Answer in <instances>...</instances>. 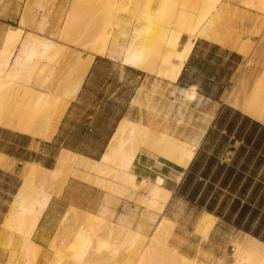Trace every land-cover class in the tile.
Masks as SVG:
<instances>
[{
	"label": "bare ground",
	"instance_id": "bare-ground-1",
	"mask_svg": "<svg viewBox=\"0 0 264 264\" xmlns=\"http://www.w3.org/2000/svg\"><path fill=\"white\" fill-rule=\"evenodd\" d=\"M74 1L77 3L80 0ZM110 1L116 10L125 7L121 0ZM151 1H136L137 5L143 8L133 14L136 23L129 31L127 41V19L124 17L120 20L121 26L111 35H107L104 29H97L95 35L93 32L91 36L95 38L91 42V49L100 54L106 53L120 60L122 64L147 71L173 84L190 51L193 38L202 36L230 44L228 30L234 29L233 13L226 6H220L219 0H158L154 9L149 8ZM242 2L264 17V0ZM76 16L77 13H74L67 24H71ZM154 16L156 24L153 23ZM40 20L43 21V16ZM22 31L21 27L7 26L1 35L0 97L4 95L14 102V111L17 113L11 116L0 114V126L49 140L66 105L79 89L90 58L82 59L76 52L66 57L69 59L66 72L63 77L56 79L54 83L51 82L52 88L42 90L50 77V71L36 83L35 88H13L20 76L34 69L40 74L65 49L61 42L31 31L21 35ZM254 32L255 28L252 33ZM61 34L65 37L67 35L66 32ZM183 34L186 39L180 41ZM119 36L124 39L121 40ZM231 44L234 45L233 42ZM239 50L244 52L245 48L241 46ZM244 66L245 69L240 71L227 90L225 101L264 126V58L245 59ZM181 91L188 99L196 95L193 85ZM137 102L138 94L131 103L134 105ZM168 105H171V102ZM170 129L169 125L165 124L158 133L150 132L148 127L133 120L126 111L113 127L99 157L92 158L61 148L51 168L35 161L24 162L21 185L1 221L9 237L13 232L18 234L19 264H50L52 251H57L53 264H89L90 261L94 264H119L125 255L119 254L117 257L115 254L117 240L121 241L125 251L134 246L138 248L136 256L129 264L187 263L189 258L179 255L167 246L160 236L163 228L173 220L163 216V219L160 218L155 224L153 233L147 236L138 223L130 225L120 217L112 219L111 211L107 208L111 193L124 194L128 188L140 186L143 190L140 203L147 207L146 209H153L155 214L163 213L171 189L163 184L164 172L160 170L150 175L140 166L142 161L139 157L142 151L149 158L158 155L167 158L180 166L179 174H182L205 132L204 127H199L198 131L185 141L173 136ZM145 135L151 137L147 147L138 148L135 139ZM4 160L5 155L0 152V165ZM143 164L149 166L150 162ZM68 173L102 187L105 190L102 204L97 214H93L71 202L68 203L69 205L57 215L54 237L46 238L47 242L40 244L32 239V234L49 200L59 194ZM215 219L213 212L203 209L196 219L195 226L206 236ZM92 222L94 227L87 229V224ZM97 230L106 235H101ZM113 234L117 240L108 237ZM161 240L162 244L159 243ZM66 242L77 243L79 249L76 254H68L65 257L60 249ZM232 250L230 264H264V240L255 235L245 233L242 238H233Z\"/></svg>",
	"mask_w": 264,
	"mask_h": 264
},
{
	"label": "crops",
	"instance_id": "crops-1",
	"mask_svg": "<svg viewBox=\"0 0 264 264\" xmlns=\"http://www.w3.org/2000/svg\"><path fill=\"white\" fill-rule=\"evenodd\" d=\"M1 1L5 0H0V9ZM157 2L158 0H152L149 8L154 9ZM134 4L130 6L129 0H126V41L129 39V31L136 23L133 14L143 8L137 3ZM13 6L12 17L16 26L22 28L21 35L31 31L65 45L59 59L53 60L43 71L46 74L51 72L49 80L51 79L52 83L65 74L69 62L66 57L69 55L76 52L82 59L90 58V63L84 72L78 91L66 105L49 140L0 126V152L5 155V160L0 165V221L21 185L24 162L35 161L44 167L51 168L61 148L97 158L102 153L116 122L126 111L135 119L141 118L144 123L149 122L153 127L158 125V128H161L165 121H162V114L159 112L162 105L160 102L167 100L172 102L174 108L182 107L180 97L187 100V109L184 112L186 113L185 118H190L183 131L184 136L180 139L189 138L198 131L199 127L205 128L188 166L182 174H179V165L159 155L149 158L142 151L139 157L142 161L140 166L147 169L150 175L160 170L164 172L163 184L171 189V195L165 208L173 199H179L185 208L191 204L197 207L199 205L196 201L202 192L207 193V191L214 190L210 187L214 184V179L229 176V173L224 175L220 174V171L223 167L231 170L233 165L230 164V160H234L235 146H237L234 143H238L239 146L240 144L246 145L243 143L246 129L241 133L240 138H236L235 135L239 134L238 127L242 118L249 117L231 107L225 101V95L240 73L241 70L238 69L244 59L264 57V17L262 18L258 11L248 6L246 7L249 9L242 10L239 6L238 8L231 6L230 3H227V6L224 5L233 13L232 24L235 23L234 29L228 30V43L230 44L219 43L202 36L193 38L192 46L176 81L167 85L164 79L152 73L122 64L120 60L106 53L100 54L91 49V42L95 38L91 34L94 32L95 35L100 21L101 5L96 0L93 2L89 0L88 5L85 0L77 3L74 0H42V2L41 0H23L15 2ZM136 6L139 7L135 8ZM71 12L77 13L79 28L85 27L88 30V41H84V44H89L88 49L60 39L64 24L68 23L67 19L72 17L69 15ZM253 12L256 15H253ZM41 16H43L42 22H40ZM156 21L154 16L153 23L156 24ZM254 28L255 32L252 33ZM257 33H262V37L258 38ZM247 37L250 39H248L249 42L246 41ZM183 39H186L185 34L181 35L180 41H184ZM251 40H255L257 45L253 52L252 50L248 52L247 47ZM232 42L234 45L231 44ZM241 46L245 48L244 52L239 50ZM66 49L69 50L68 55L60 59ZM190 85H193L196 90V95L192 99L186 98L181 91ZM138 92L142 95V102L140 105H133L131 102ZM166 94L168 98L164 97ZM227 110L231 111L229 116L226 114ZM172 111L165 124L181 129V124L178 125L175 122ZM228 125L231 126L229 132L226 130ZM215 129L219 132V137H222L223 149L227 151L226 155L222 153L215 155L207 151L206 145ZM261 155L264 157V153ZM260 159L262 160V157ZM144 162H150V165H144ZM82 182L69 177L61 194L49 200L33 233L39 234L40 241L50 238L54 232L58 204L65 201L62 206L64 209L69 205L68 203L73 204L69 199L79 200L77 192L82 190L85 184ZM219 188L222 187L219 186ZM207 202L208 199L204 201V205ZM94 206L97 207V204L95 203ZM217 206L218 203L214 205V208ZM107 208L111 211L112 218L120 217L122 221L130 225L138 223L142 230L150 223L147 211L145 212L142 205L135 207L129 200L124 203V198H110ZM260 235L264 236V229H261Z\"/></svg>",
	"mask_w": 264,
	"mask_h": 264
},
{
	"label": "rangeland",
	"instance_id": "rangeland-1",
	"mask_svg": "<svg viewBox=\"0 0 264 264\" xmlns=\"http://www.w3.org/2000/svg\"><path fill=\"white\" fill-rule=\"evenodd\" d=\"M17 1L23 0H5L1 1V9H0V44L2 42V34L7 26H16L12 14L14 13V6L13 4ZM93 2V0H91ZM125 3V7L122 9H114V6L111 4L110 0H96V2L100 3V21H99V31L100 29H104L105 32L107 31V35H111L114 33L118 28L121 26V21L125 17V8H126V0H121ZM137 0H129L130 6L132 3L136 2ZM85 2L89 3V0H85ZM26 3V2H25ZM227 3H230L231 6L239 9H249L246 5L243 4L242 0H219L220 6H227ZM249 7V6H248ZM252 8V7H251ZM76 12V9H75ZM109 12V14H108ZM70 16L73 15V12L69 14ZM253 15H256L253 12ZM69 16V17H70ZM68 21L70 19H67ZM63 32H66V37L61 34L62 37L60 39L67 43H72L75 45H81L84 48H88V43L84 44V41H88V30L85 27L79 28L77 24L76 17L73 19L71 24H64ZM258 38L262 37V33H257ZM121 37V36H119ZM257 38V37H256ZM124 37H121V40ZM249 37L246 38V41L249 42ZM256 41L251 40L250 45L247 47V51L252 52L256 48ZM68 49L63 54L60 59H64L68 55ZM246 51V52H247ZM62 55V53H61ZM60 55V56H61ZM59 56V57H60ZM59 57L57 59H59ZM264 58V57H262ZM261 58V59H262ZM250 59V58H249ZM245 59L239 66V71L245 69L244 66ZM43 71L38 74L35 72V69L27 74H23L18 78L13 85V88L21 89L26 87H36V83H38L41 78L45 75ZM52 80L48 79V81L43 85L42 90H46L47 88H51ZM169 83H167L168 85ZM233 83H231L230 87ZM229 87V88H230ZM139 95V102L135 103L134 105L141 104V97L142 95L140 92L137 93ZM167 97V94L164 96ZM171 101L160 102L162 103L161 107L159 108V112L162 114V121L169 119V114L172 111L173 118L175 122L181 124V129L172 127L170 131L172 132L173 136L177 138H181L184 136L183 131L185 130V125L189 123L190 118H185L184 110L187 109V100L184 97H180V102L182 107L174 108L171 105H168ZM14 102H11L10 99L6 98L4 95L0 97V114L5 115H13L16 114L17 111H14L13 107ZM194 104V103H192ZM231 113L230 110H227L226 114L229 116ZM190 114V112L188 113ZM131 118L139 123H142L144 126L148 127L150 132L158 133L163 127L158 128L153 127L149 122H143L141 118L135 119L131 115ZM185 119V120H184ZM250 119V118H249ZM58 124V123H57ZM259 125H261L259 123ZM57 126V125H56ZM263 126V125H261ZM56 129V128H55ZM194 134V133H193ZM188 137H186L185 141ZM149 139L151 137L144 136L138 137L135 139V143L137 144L138 148H145L147 147V143H149ZM223 141L222 137H219V132L215 129L212 138L206 145L207 151L209 150L215 155L224 154L226 155V149H223ZM236 151L234 154V160H230L231 170H227V167H223L220 171V174L229 173V176L226 178L224 182H222V178L215 179L214 184L210 185L213 191H207V193L202 192L204 194V201L208 199L209 201H213V206L218 203V206L213 209L214 215H216V221L212 229L206 236H203L202 232L197 229L195 226L196 219L203 207L197 206L195 207L193 204L187 206L186 208L183 207V204L179 201V199H173L167 207L164 209L163 213L155 214L156 212L153 209H146L140 200L142 198V189L140 186L136 188H128L124 194L121 193H111L110 198H124V203L126 200H129L135 207L143 206L145 212L147 211L148 220L150 223L146 225V228L143 229L144 234L149 236L153 233L154 226L159 220L163 219V216L170 218L173 220L170 224L166 225L163 230L161 231V239H163L164 243L173 248L179 255L186 256L189 258L187 263L185 264H230L231 262V253L232 250V239L233 238H242L245 233L252 234L250 232L244 231L241 227L237 226L235 221H237V216L239 211H242L240 216V222L244 223L247 222L248 219L251 217V221L249 223V228L251 231H255L258 229L259 233L261 229H264V157L261 153H264V141L261 142L260 147L255 148L252 143L242 146L239 148L238 143H234ZM242 145V144H240ZM141 152V151H140ZM139 155V152H137ZM262 157V160L260 159ZM167 159V158H165ZM230 166V165H228ZM149 168V167H148ZM147 170V169H146ZM69 177L76 178L80 181L85 182L82 187L81 191L77 192V196L79 200L76 199H69L72 200L73 204L83 208L87 211H90L93 214H97L98 209L102 204V198L104 196L105 190L95 184L92 181L85 180L77 175H73L72 173H68L65 181L59 191V196L63 190V187ZM82 182V183H83ZM37 185V182L35 183ZM222 187V188H219ZM89 189H85V188ZM209 187V188H210ZM76 194V193H75ZM94 200V201H93ZM65 201L60 202L57 206L58 214L63 210V204ZM97 204V207L94 204ZM96 209V211H95ZM252 215V216H251ZM157 217V218H156ZM161 218V219H160ZM113 219V218H112ZM2 221V220H1ZM0 221V264H19V243H18V234L13 232L11 237H9L6 228L1 224ZM155 221V222H154ZM153 225V227H152ZM260 226V227H259ZM87 229L90 227H94V223L87 224ZM56 228V227H55ZM91 229V228H90ZM84 230V229H83ZM100 232L101 235H106V233L97 230ZM55 232V229H54ZM54 232L51 237H54ZM163 232V233H162ZM84 233V232H83ZM39 234H32V239L38 243H42L43 245L47 242L45 239L40 241L38 236ZM83 235V234H82ZM253 235V234H252ZM256 236V235H255ZM71 237V235H69ZM108 237L112 240H117L115 234L108 235ZM258 237V236H257ZM260 238V237H258ZM58 239V238H57ZM261 239V238H260ZM264 240V239H262ZM163 241H159L160 244ZM162 242V243H161ZM68 243V244H67ZM18 244V245H17ZM79 249L77 243L72 244V242H66L61 246L60 251L64 252L65 257L68 254H76ZM138 248L135 246L129 248L128 250L123 249V244L120 240H117V249L116 255L119 257V254H124V258L119 261V264H129L132 262L134 257L136 256ZM57 251H52L51 254V261L50 264H53L54 256H56ZM59 254V252L57 253ZM17 261V263H16ZM89 262V261H88ZM93 261H90V263ZM89 263V264H90ZM94 264V263H91Z\"/></svg>",
	"mask_w": 264,
	"mask_h": 264
},
{
	"label": "trees",
	"instance_id": "trees-1",
	"mask_svg": "<svg viewBox=\"0 0 264 264\" xmlns=\"http://www.w3.org/2000/svg\"><path fill=\"white\" fill-rule=\"evenodd\" d=\"M231 126L228 125L226 127V130L227 132H229L231 129ZM244 136H243V143L248 145L250 143L253 144V146L255 148H258L260 147V144L261 142L264 141V126H261L259 125L258 122L256 121H253V120H250L249 118L247 117H243L242 118V122L241 124L239 125L238 127V130H239V134L237 133V135H235L236 138H240L241 136V133L244 131ZM229 130V131H228ZM242 146H245V145H240L239 148H242ZM227 176L225 175L223 178H222V182H224L226 180ZM215 180V179H214ZM214 182V181H213ZM204 194H202L196 201V203L200 206V207H203L205 210H208V211H211L213 212V209H214V206H213V201H209L207 202L205 205H204ZM242 214V211L240 210L239 213H238V216H237V221H235V223L237 224V226L241 227L244 231H247V232H250L252 233L253 235H256V236H262L261 238L264 239V236L263 235H260L258 229L255 230V231H251L250 228H249V223L251 221V217L248 219L247 222H244V223H241L240 222V216ZM252 216V215H251ZM260 227V226H259Z\"/></svg>",
	"mask_w": 264,
	"mask_h": 264
}]
</instances>
